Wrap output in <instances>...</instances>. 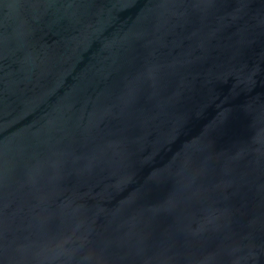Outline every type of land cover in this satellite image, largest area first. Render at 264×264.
Returning a JSON list of instances; mask_svg holds the SVG:
<instances>
[{
    "label": "water",
    "instance_id": "obj_1",
    "mask_svg": "<svg viewBox=\"0 0 264 264\" xmlns=\"http://www.w3.org/2000/svg\"><path fill=\"white\" fill-rule=\"evenodd\" d=\"M0 264H264V0H0Z\"/></svg>",
    "mask_w": 264,
    "mask_h": 264
}]
</instances>
